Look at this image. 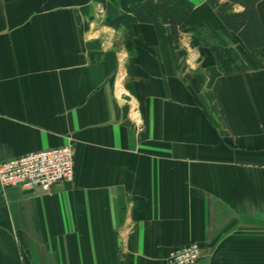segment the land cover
<instances>
[{"label":"crops","instance_id":"crops-1","mask_svg":"<svg viewBox=\"0 0 264 264\" xmlns=\"http://www.w3.org/2000/svg\"><path fill=\"white\" fill-rule=\"evenodd\" d=\"M133 1L0 0V162L74 148L71 182L0 189V264H164L190 242L196 264H264V47L187 0L244 65L223 73L188 31L107 25Z\"/></svg>","mask_w":264,"mask_h":264},{"label":"trees","instance_id":"trees-1","mask_svg":"<svg viewBox=\"0 0 264 264\" xmlns=\"http://www.w3.org/2000/svg\"><path fill=\"white\" fill-rule=\"evenodd\" d=\"M219 1L208 0V3L215 8L223 25L237 33L248 48H263L264 38L254 10V3L257 0H223L221 4ZM235 4L243 9L238 13H230L232 5ZM132 20L166 25L170 37L174 39L178 31H188L197 45H203L211 50L221 72L232 73L244 69V65L233 51L222 46L202 24L187 0H134L129 14H124L107 25L117 28L120 25H127Z\"/></svg>","mask_w":264,"mask_h":264},{"label":"built area","instance_id":"built-area-1","mask_svg":"<svg viewBox=\"0 0 264 264\" xmlns=\"http://www.w3.org/2000/svg\"><path fill=\"white\" fill-rule=\"evenodd\" d=\"M121 86L123 76L117 75ZM122 88V87H120ZM123 93L117 87V97ZM130 117L136 127L140 125L137 105L130 101ZM72 143L39 152H32L15 159L0 162V189L27 188L49 192L57 183L71 182L73 178ZM203 250L195 242L177 246L164 258V264H196L203 257Z\"/></svg>","mask_w":264,"mask_h":264},{"label":"water","instance_id":"water-1","mask_svg":"<svg viewBox=\"0 0 264 264\" xmlns=\"http://www.w3.org/2000/svg\"><path fill=\"white\" fill-rule=\"evenodd\" d=\"M129 98H130V97H129V96H127V95H123V96L121 97V99H122V100H125V101H128V100H129Z\"/></svg>","mask_w":264,"mask_h":264},{"label":"bare ground","instance_id":"bare-ground-1","mask_svg":"<svg viewBox=\"0 0 264 264\" xmlns=\"http://www.w3.org/2000/svg\"><path fill=\"white\" fill-rule=\"evenodd\" d=\"M117 87H118L119 92L124 93L122 90H120V85H117ZM131 102H132L133 104H135V102H133V100H131Z\"/></svg>","mask_w":264,"mask_h":264}]
</instances>
